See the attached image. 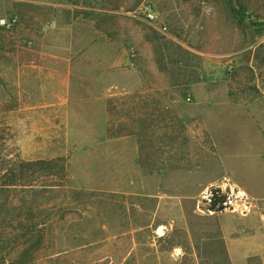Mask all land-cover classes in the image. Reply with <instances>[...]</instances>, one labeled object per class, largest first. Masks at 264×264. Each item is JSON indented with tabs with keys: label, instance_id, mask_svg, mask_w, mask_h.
<instances>
[{
	"label": "rangeland",
	"instance_id": "374dc122",
	"mask_svg": "<svg viewBox=\"0 0 264 264\" xmlns=\"http://www.w3.org/2000/svg\"><path fill=\"white\" fill-rule=\"evenodd\" d=\"M8 17L0 239L36 224V264H264V0H0ZM53 69L110 86L107 112L50 106Z\"/></svg>",
	"mask_w": 264,
	"mask_h": 264
},
{
	"label": "trees",
	"instance_id": "16d2710c",
	"mask_svg": "<svg viewBox=\"0 0 264 264\" xmlns=\"http://www.w3.org/2000/svg\"><path fill=\"white\" fill-rule=\"evenodd\" d=\"M210 199V210L212 211L222 212L229 207L227 203L228 197L220 189H215ZM36 228V224L20 226L22 233L17 237H10L11 235H7L9 232L2 233L3 236L8 237H2L0 239V264H36V255L42 247V240L41 237H37L36 240L33 237H28L35 234ZM21 248L23 252L20 256L13 260L7 259L10 251ZM5 250L8 251L4 252Z\"/></svg>",
	"mask_w": 264,
	"mask_h": 264
},
{
	"label": "crops",
	"instance_id": "0c3cea01",
	"mask_svg": "<svg viewBox=\"0 0 264 264\" xmlns=\"http://www.w3.org/2000/svg\"><path fill=\"white\" fill-rule=\"evenodd\" d=\"M262 48V47H261ZM257 51V50H256ZM256 51H254L253 58H261L259 57L260 55H257ZM252 58V59H253ZM63 62V65H67L66 61H60ZM57 65V64H56ZM68 66H71V63H68ZM106 67H108L106 65ZM104 72L110 71L109 68H104ZM52 72L50 76L53 77V80H59L60 82L64 83V86H60L58 90H55L52 95H51V101L49 103L50 106L52 105H60V104H65L68 102H73L72 99H76V102L80 103H85V102H102L103 106L105 107V110L102 109V112H107V106L108 102L113 100V95L111 94V88L110 86H102L98 90H93L91 87H94L93 85L90 84V88L85 89L83 88L82 90L84 91L82 94H75L72 93L71 90L68 88L69 82L71 81V70L68 69L69 73L66 74L67 70L63 69L62 74L60 73V70H49ZM64 78V79H63ZM72 89V88H71ZM70 100V101H69ZM77 100H82V101H77Z\"/></svg>",
	"mask_w": 264,
	"mask_h": 264
},
{
	"label": "built area",
	"instance_id": "2783aa9c",
	"mask_svg": "<svg viewBox=\"0 0 264 264\" xmlns=\"http://www.w3.org/2000/svg\"><path fill=\"white\" fill-rule=\"evenodd\" d=\"M144 15L147 21L153 25L154 27L158 28L163 34L167 33V27H162L159 25V15L154 10V7L151 4L144 6ZM18 23V19L16 17H8V18H0V27L2 28H12Z\"/></svg>",
	"mask_w": 264,
	"mask_h": 264
},
{
	"label": "bare ground",
	"instance_id": "6f19581e",
	"mask_svg": "<svg viewBox=\"0 0 264 264\" xmlns=\"http://www.w3.org/2000/svg\"><path fill=\"white\" fill-rule=\"evenodd\" d=\"M179 251V250H178Z\"/></svg>",
	"mask_w": 264,
	"mask_h": 264
}]
</instances>
